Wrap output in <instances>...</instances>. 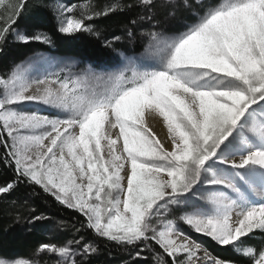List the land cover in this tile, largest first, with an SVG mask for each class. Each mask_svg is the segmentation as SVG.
Listing matches in <instances>:
<instances>
[{
	"label": "snow or ice",
	"instance_id": "obj_1",
	"mask_svg": "<svg viewBox=\"0 0 264 264\" xmlns=\"http://www.w3.org/2000/svg\"><path fill=\"white\" fill-rule=\"evenodd\" d=\"M31 7L0 0V54L9 38L52 45L46 33L18 30ZM131 8L138 17L105 46L143 37V52L100 71L37 55L0 75V160L15 173L0 197L19 183L38 187L82 217L75 233L90 230L136 264H264V0H132L100 10L82 0L56 8L58 31L98 37L90 21ZM161 9L165 19L182 11L192 20L168 34ZM34 65L59 67L33 78ZM34 106L54 111L22 110ZM183 226L243 260L211 255ZM98 251L74 235L35 255L84 264Z\"/></svg>",
	"mask_w": 264,
	"mask_h": 264
},
{
	"label": "trees",
	"instance_id": "obj_2",
	"mask_svg": "<svg viewBox=\"0 0 264 264\" xmlns=\"http://www.w3.org/2000/svg\"><path fill=\"white\" fill-rule=\"evenodd\" d=\"M32 7L26 15L18 21L19 31L28 35L43 32L52 39V45L38 42L22 44L9 38L5 52L0 54V75L10 73L13 68L32 57L34 54H52L63 58H73L86 65H92L98 70L99 65H112L119 60L120 54H139L145 48L146 38H139L135 43L127 39L116 43L113 48L105 46L106 40H111L114 35H122L128 30L130 21L140 14L136 8L125 9L107 17L90 21L99 36L79 34L69 37L58 31V20L55 5L79 4L82 0H31ZM132 0H92L98 9H104L111 4H128ZM161 25L168 34L178 33L184 29L186 22H191L192 17L186 12H180L175 18H163L166 9H161ZM146 23V22H145ZM15 27V26H14ZM146 31L147 28H141ZM0 147V156L3 155ZM15 180L12 168L7 167L0 160V186ZM35 215H43L48 219L29 223ZM82 217L70 209L65 208L44 193L38 187L26 183L17 184L15 190L6 197H0V259H29L35 264H54L56 257L48 254L35 255V250L44 243L63 245L74 235L83 236L85 242L93 243L98 248V254L87 258L84 264H136L129 253L118 246L96 237L94 233L81 227L80 233L74 232V227H80ZM62 226V227H61ZM209 253L225 260H243L236 256L229 248L218 246L206 237H197ZM252 245L259 246V238L253 240ZM79 259V257H77ZM149 261L151 257H148Z\"/></svg>",
	"mask_w": 264,
	"mask_h": 264
},
{
	"label": "rangeland",
	"instance_id": "obj_3",
	"mask_svg": "<svg viewBox=\"0 0 264 264\" xmlns=\"http://www.w3.org/2000/svg\"><path fill=\"white\" fill-rule=\"evenodd\" d=\"M62 3H57L55 5V9L61 5ZM66 5V4H64ZM37 55H43V56H47V57H53L56 59H63V60H72L76 62V66L77 68L83 67V66H87L86 64H82L80 62H78L77 60L73 59V58H63V57H58L52 54H34L32 57L26 59L24 62H22L21 64H27L28 61L31 60V58L37 56ZM122 54H120L119 56V60L117 62H115L114 64H119L120 59H121ZM59 65L55 66V67H48V66H40V65H34L31 70H30V76L35 78L36 76H43L45 74V72H51V71H55L58 70ZM101 69H97V71H100ZM23 111H41L44 114H51L54 110L51 109H47L44 106H34L32 108H26V109H22ZM185 233L193 240L198 241L197 237L201 236L200 234H196L194 232H192L190 229L187 228V226H183ZM203 237V236H202ZM57 259V258H56ZM35 264V263H33Z\"/></svg>",
	"mask_w": 264,
	"mask_h": 264
},
{
	"label": "bare ground",
	"instance_id": "obj_4",
	"mask_svg": "<svg viewBox=\"0 0 264 264\" xmlns=\"http://www.w3.org/2000/svg\"><path fill=\"white\" fill-rule=\"evenodd\" d=\"M150 123H151V121H150ZM155 128H156L157 132L163 134L164 130L161 128V126L158 123L155 124Z\"/></svg>",
	"mask_w": 264,
	"mask_h": 264
}]
</instances>
